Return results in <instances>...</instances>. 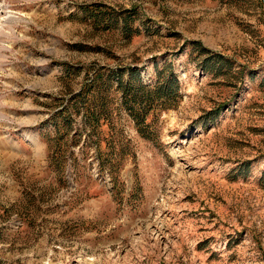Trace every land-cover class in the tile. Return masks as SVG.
<instances>
[{"label":"rangeland","instance_id":"1","mask_svg":"<svg viewBox=\"0 0 264 264\" xmlns=\"http://www.w3.org/2000/svg\"><path fill=\"white\" fill-rule=\"evenodd\" d=\"M117 68L175 79L148 137ZM0 264H264L259 0H0Z\"/></svg>","mask_w":264,"mask_h":264},{"label":"trees","instance_id":"2","mask_svg":"<svg viewBox=\"0 0 264 264\" xmlns=\"http://www.w3.org/2000/svg\"><path fill=\"white\" fill-rule=\"evenodd\" d=\"M94 5V4H93ZM83 10L89 11V15L92 18H96L95 21H97V18L101 17H109L111 12L110 10H99L97 7L92 6L89 10L83 7ZM109 15V16H108ZM112 15V14H111ZM131 15L130 13L122 14L121 15V30L123 33H125L126 36L131 34L132 28L129 26V19ZM133 31H136L133 30ZM191 44L196 45V49L198 52H200L203 56L201 59L202 65L206 69H211V65L208 64L210 62H215L220 60V56L218 53H211L210 51L206 52V49L201 47L197 41H192ZM209 65V66H207ZM132 70V69H131ZM122 69H113L112 73L115 76L117 85L120 87L121 92V98L122 102L125 105V108L131 115L135 127L139 134H141L144 137H148V133L145 131V114L154 107V104L158 103L162 105L164 100L172 98L175 93L173 90V83L175 82L174 77L172 78V81L170 80L168 83L166 79L161 78L159 79L155 84L152 86H147L142 84L141 82H131L130 77L123 80L122 78ZM130 74L134 73V71H130ZM101 75L100 72H95L94 76L90 78L87 81H84V83L80 86L79 90L74 92L73 96L78 97L79 105L82 106L83 111L87 114V117L90 119V121H94L96 119V112L94 110V107L92 106L89 108L90 105L84 104L85 100L87 99L89 102L91 100L89 94V89L92 86V83L95 79H97ZM167 82V83H166ZM85 97V99H84ZM66 105L63 104L60 107V110H58L59 119L61 121L62 127H66L68 123L67 114L65 113ZM58 129V128H57ZM58 131V132H57ZM57 135L60 136L63 134V132H59L57 130Z\"/></svg>","mask_w":264,"mask_h":264},{"label":"built area","instance_id":"3","mask_svg":"<svg viewBox=\"0 0 264 264\" xmlns=\"http://www.w3.org/2000/svg\"><path fill=\"white\" fill-rule=\"evenodd\" d=\"M259 2L264 7V0H259Z\"/></svg>","mask_w":264,"mask_h":264}]
</instances>
